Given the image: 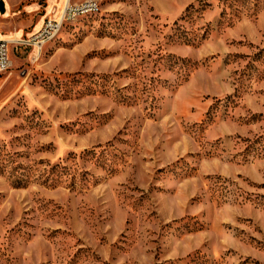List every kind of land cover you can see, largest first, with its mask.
I'll use <instances>...</instances> for the list:
<instances>
[{
    "label": "rangeland",
    "instance_id": "1",
    "mask_svg": "<svg viewBox=\"0 0 264 264\" xmlns=\"http://www.w3.org/2000/svg\"><path fill=\"white\" fill-rule=\"evenodd\" d=\"M88 1L0 72V264H264V0Z\"/></svg>",
    "mask_w": 264,
    "mask_h": 264
},
{
    "label": "built area",
    "instance_id": "2",
    "mask_svg": "<svg viewBox=\"0 0 264 264\" xmlns=\"http://www.w3.org/2000/svg\"><path fill=\"white\" fill-rule=\"evenodd\" d=\"M98 4L94 1H88L81 4H72L67 0L59 15L52 18H47L42 26L34 32L28 39L22 37H2L0 38V72H3L12 65V47L15 45H29L37 50H41L43 45L53 40L55 35L60 30L65 22L76 20L77 18L96 13L98 11Z\"/></svg>",
    "mask_w": 264,
    "mask_h": 264
},
{
    "label": "water",
    "instance_id": "3",
    "mask_svg": "<svg viewBox=\"0 0 264 264\" xmlns=\"http://www.w3.org/2000/svg\"><path fill=\"white\" fill-rule=\"evenodd\" d=\"M6 11L4 0H0V12L4 13Z\"/></svg>",
    "mask_w": 264,
    "mask_h": 264
},
{
    "label": "trees",
    "instance_id": "4",
    "mask_svg": "<svg viewBox=\"0 0 264 264\" xmlns=\"http://www.w3.org/2000/svg\"><path fill=\"white\" fill-rule=\"evenodd\" d=\"M200 3H201V5L204 4L203 2H200ZM239 3H241V2H239ZM191 8H192V9H196V8H194V6H190V7L187 9V10H188L187 12H189V10H190ZM186 14H187V13H186ZM184 16H185V15H184Z\"/></svg>",
    "mask_w": 264,
    "mask_h": 264
},
{
    "label": "bare ground",
    "instance_id": "5",
    "mask_svg": "<svg viewBox=\"0 0 264 264\" xmlns=\"http://www.w3.org/2000/svg\"><path fill=\"white\" fill-rule=\"evenodd\" d=\"M14 36H16V34Z\"/></svg>",
    "mask_w": 264,
    "mask_h": 264
}]
</instances>
